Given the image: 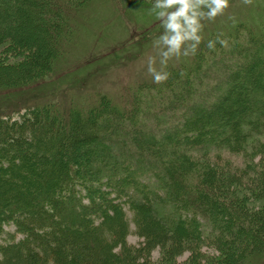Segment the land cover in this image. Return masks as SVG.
<instances>
[{
  "label": "trees",
  "instance_id": "trees-1",
  "mask_svg": "<svg viewBox=\"0 0 264 264\" xmlns=\"http://www.w3.org/2000/svg\"><path fill=\"white\" fill-rule=\"evenodd\" d=\"M91 1L0 0V47L28 52L22 79L52 71ZM219 30L126 102L100 93L85 109L0 115V264H153L154 248L176 253L211 234L225 264L264 252V211L229 199L235 180L208 157L242 155L236 183L264 192V32L244 21ZM217 37L225 44L208 49ZM213 69L223 79L203 96L197 84Z\"/></svg>",
  "mask_w": 264,
  "mask_h": 264
},
{
  "label": "rangeland",
  "instance_id": "rangeland-1",
  "mask_svg": "<svg viewBox=\"0 0 264 264\" xmlns=\"http://www.w3.org/2000/svg\"><path fill=\"white\" fill-rule=\"evenodd\" d=\"M151 3L152 0H146L145 3L137 0H92L73 21L75 40L66 45L64 53L54 62L52 71L43 76L22 79L21 71L28 52L15 54L0 47V115H17L28 107L46 103L55 104L53 109H66L65 112L70 106L85 109L100 93L126 102L122 96L132 86L143 79L153 82L147 71V57L157 56L153 40L162 32V28L148 11ZM239 21L263 33L264 0H230L223 14L203 22L202 38L207 37L205 35L209 30L230 28ZM192 56L173 57L163 70ZM155 66L160 68L158 56ZM210 72L203 84H197V88L204 91L203 96L216 93L214 85L223 79L220 71L215 72L213 69ZM208 157L217 163L225 177L235 180H231L233 185L230 191L233 193L230 192L229 199L238 198V205L249 207L252 211H264V192L248 189L253 187L249 180L237 181L241 182V186L236 183L233 167L245 164L242 155L222 151L221 156L212 154ZM260 160L261 156H258L255 162ZM128 215L132 217L131 212ZM202 222L205 223V220L202 219ZM130 226L128 242L139 245L143 239L134 232L135 225L132 222ZM5 229L12 231L14 226H5ZM205 231L210 234V227ZM169 248H154L150 255L153 264H225L223 255L227 252V246L215 234H211L197 247L176 253L169 252ZM243 260L240 264H264V252L259 249Z\"/></svg>",
  "mask_w": 264,
  "mask_h": 264
},
{
  "label": "clouds",
  "instance_id": "clouds-1",
  "mask_svg": "<svg viewBox=\"0 0 264 264\" xmlns=\"http://www.w3.org/2000/svg\"><path fill=\"white\" fill-rule=\"evenodd\" d=\"M230 0H152L149 12L159 21L162 32L153 40L160 68L155 65L157 56L147 57V71L154 83L168 79L163 70L173 57L195 54L202 42L205 20H214L229 7ZM225 44L219 37L208 40L206 47L214 49L216 43Z\"/></svg>",
  "mask_w": 264,
  "mask_h": 264
}]
</instances>
